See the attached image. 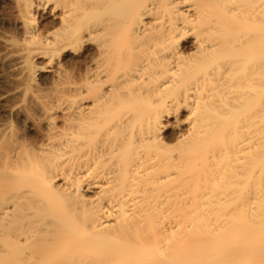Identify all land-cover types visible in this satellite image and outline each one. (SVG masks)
Listing matches in <instances>:
<instances>
[{"label":"bare ground","instance_id":"bare-ground-1","mask_svg":"<svg viewBox=\"0 0 264 264\" xmlns=\"http://www.w3.org/2000/svg\"><path fill=\"white\" fill-rule=\"evenodd\" d=\"M9 3L0 264H264V0Z\"/></svg>","mask_w":264,"mask_h":264},{"label":"rangeland","instance_id":"rangeland-1","mask_svg":"<svg viewBox=\"0 0 264 264\" xmlns=\"http://www.w3.org/2000/svg\"><path fill=\"white\" fill-rule=\"evenodd\" d=\"M46 27H49L47 23H44ZM0 37L8 38H20V32L15 25V12L9 3V0H0ZM3 53V49L0 48V55ZM40 66H44L45 62L40 61ZM16 78L13 71L0 67V103L10 89L15 85ZM0 126L9 128L14 134L23 138V141L27 144H32V133L25 130L21 123L12 121L0 111Z\"/></svg>","mask_w":264,"mask_h":264}]
</instances>
